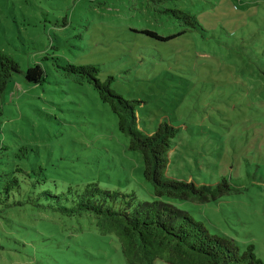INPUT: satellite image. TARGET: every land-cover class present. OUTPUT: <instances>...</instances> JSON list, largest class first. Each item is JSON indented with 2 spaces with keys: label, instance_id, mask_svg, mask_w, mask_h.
<instances>
[{
  "label": "rangeland",
  "instance_id": "1",
  "mask_svg": "<svg viewBox=\"0 0 264 264\" xmlns=\"http://www.w3.org/2000/svg\"><path fill=\"white\" fill-rule=\"evenodd\" d=\"M167 8L189 12L197 25L184 26ZM143 30L185 32L160 40ZM0 50L20 68L0 94L8 149L0 150V188L16 165L29 170L12 154L28 146L62 190L95 183L118 193L116 208L123 194L155 200L142 156L128 148L110 107L64 70L94 65L101 80L114 78L117 93L143 102L141 131L151 134L163 121L178 129L168 177L207 185L226 178L232 187L201 203L161 200L242 250L253 245L264 260V0H0ZM35 64L45 74L37 84L24 76ZM25 183L21 193L35 196L38 188ZM96 223L90 213L0 204V264H128L118 239Z\"/></svg>",
  "mask_w": 264,
  "mask_h": 264
},
{
  "label": "trees",
  "instance_id": "2",
  "mask_svg": "<svg viewBox=\"0 0 264 264\" xmlns=\"http://www.w3.org/2000/svg\"><path fill=\"white\" fill-rule=\"evenodd\" d=\"M153 1L163 3L168 0ZM164 12L182 22L184 26L195 28L197 25L196 18L189 12L177 8H167ZM141 32L153 38L168 40L181 35L185 30L167 37L150 30ZM64 70L81 81L90 83L100 100L110 107L116 117L118 130L128 138V148L142 156L143 175L152 186L155 200L134 202L133 195L123 194V206L116 208L112 202L118 193L103 189L95 183L86 184L81 189L68 187L62 190V184L48 178L45 167L30 158L29 151H33L32 147L21 146L17 152H12L13 158L26 162L29 170L16 165L3 178L0 204L4 208L28 204L67 216L90 213L97 219L96 224L102 234H110L118 239L128 264H155L156 260L167 264H264V260L256 256L253 245L242 250L233 238L211 233L188 211L161 200L166 197L201 203L214 200L232 188L226 178L214 185H207L166 175L168 151L177 135V128L163 121L153 133L145 134L138 127L136 115V107L143 102L127 99L117 93L112 88V76L101 80L98 77V68L89 64H65ZM19 71L18 63L0 50V94L12 74ZM24 76L28 82L34 84L45 78L39 64L29 66ZM1 146L0 141V150H8ZM25 180H30L31 187L38 188L35 196L21 193L26 184ZM15 194L20 199H12L8 203Z\"/></svg>",
  "mask_w": 264,
  "mask_h": 264
}]
</instances>
